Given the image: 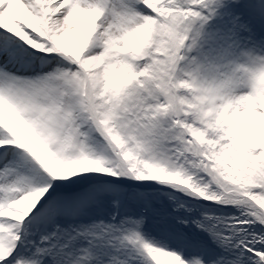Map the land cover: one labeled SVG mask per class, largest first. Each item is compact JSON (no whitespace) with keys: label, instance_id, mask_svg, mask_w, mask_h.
Listing matches in <instances>:
<instances>
[{"label":"snow or ice","instance_id":"obj_1","mask_svg":"<svg viewBox=\"0 0 264 264\" xmlns=\"http://www.w3.org/2000/svg\"><path fill=\"white\" fill-rule=\"evenodd\" d=\"M0 264H264V0H0Z\"/></svg>","mask_w":264,"mask_h":264}]
</instances>
